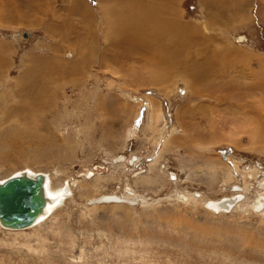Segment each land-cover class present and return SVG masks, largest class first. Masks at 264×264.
<instances>
[{"label":"rangeland","instance_id":"1","mask_svg":"<svg viewBox=\"0 0 264 264\" xmlns=\"http://www.w3.org/2000/svg\"><path fill=\"white\" fill-rule=\"evenodd\" d=\"M120 1L0 0V180L27 169L46 173L53 189L71 186L35 226L0 225V264H264V215L245 208L260 193L248 174L264 173L245 129L264 119V0L175 1L200 43L191 61L225 57L215 76L229 89L215 95L178 75L148 84L167 62L114 45ZM77 2L86 17L71 14ZM156 103L164 119L154 134ZM247 181L248 193L233 190ZM126 186L148 203L90 200L127 197ZM187 192L200 202L179 200ZM236 194L241 208L204 205Z\"/></svg>","mask_w":264,"mask_h":264},{"label":"bare ground","instance_id":"2","mask_svg":"<svg viewBox=\"0 0 264 264\" xmlns=\"http://www.w3.org/2000/svg\"><path fill=\"white\" fill-rule=\"evenodd\" d=\"M175 1L176 0H126V2L120 1V2H124L125 6L122 8L116 9V10L114 9L113 14H112L114 16V20L112 22H110V23H112V28L117 29L119 27V29L122 30V32L120 31L121 33H119L118 38L115 35L116 33H114V36H115L114 37V39H115L114 45L116 44L119 47V50L123 49V51H125V53L127 52V55H129V57H131L130 56L131 50L133 52H135V51L137 52L139 50H142L141 52L139 51L142 54L145 52L149 53V51L151 49V51H150L151 57L159 59L160 61H164L165 63L167 62L166 72H162L160 69V73H159V75H157L158 76L157 78L155 76L149 77V75H147L148 80H146V81L148 84L154 83V84L162 85L163 83L165 84L166 82H168L166 80H168L169 76L178 75L180 78H183L185 81H187L190 88L198 85L204 91H206V93H209L208 95H213V94L215 95L221 89H229L228 84L226 83L227 80L225 77H223L221 79L224 81H217L216 78L218 76L217 75L215 76V73L219 74L220 71L225 70L224 64L226 63V60H225V57L223 56L222 52H220V53L219 52H212V54L210 56H208L207 62H208V64H210L209 66L207 65V62H205L206 60L191 61V56H193L195 54L194 50L196 49V47L198 45H200V43L198 40L195 41V43L192 42L191 36H192V33H194L193 28H191L192 26L191 27H188L186 25L184 26V23L182 24L180 12L177 8V4L175 3ZM77 5H79L78 2L76 5H74L73 11L71 14L72 15L73 14L83 15L84 17H86L87 11H82L80 9V6H77ZM85 14H86V16H85ZM116 16H117V19L115 20ZM123 16L129 17L128 20L129 19L130 20H129L128 24L120 23V20H122L121 17H123ZM116 23H118V24L116 25ZM84 25L87 26L86 24H84ZM89 25H90V28L93 27L90 22H89ZM83 38H84L83 40L85 41L84 43L87 46H89L91 44V43L89 44V38H87L85 35H83ZM244 38L245 37H240V39H242V40ZM196 39H197V37H196ZM119 40L121 42H119ZM109 44H110V42H109ZM118 44H121V45H118ZM129 50H130V54H129ZM120 53L124 58L126 57L122 51H120L119 54ZM137 53L135 55H138ZM87 54H89V53H87ZM131 55L134 56L133 54H131ZM208 55H209V53H208ZM205 57H207V56H205ZM142 59H143V57H142ZM144 59H145V57H144ZM262 60L263 61L261 62V65L264 69V59H262ZM40 64H41V62H40ZM37 66L41 69L44 65H37ZM257 71H259V70H257ZM226 74H227V72H226ZM257 75H259V74H257ZM220 77H221V75H220ZM261 78H263V77H261ZM144 80H145V78H144ZM261 80H263V79H261ZM155 105H156L155 106L156 109H154L155 113L151 112V113H154L153 114L154 116H153V118L151 117L152 121L149 122V125H148L150 127V130L152 129L151 133H154V134L157 132L156 130L158 129V124L161 122V119L163 118L162 114H161V108L157 106L158 105L157 103ZM259 106H260L259 112H261V111L264 112V98L260 99ZM137 107H136V109H138ZM151 107H150V109H151ZM151 110L153 111V109H151ZM184 113H185V111H184ZM137 114H139V113H137ZM180 117L183 120L185 119L184 114H182ZM259 117H260V115H259ZM260 119L263 121V123H260V121L258 119V121H257V123H255V125H252V127H250L251 125L249 126V124H248L247 127H245V129H246V132L250 134V136L253 140V144H257L258 149L264 152V127H263L264 126V119L262 117ZM162 129H163V127H162ZM146 130H148V129H146ZM163 131L164 130H162L161 133H163ZM165 132H164V134H165ZM239 134L240 133H238L237 131H233V132L231 131L227 135H229L230 137H233V136H237ZM174 139L175 138L170 140V145H168L166 142L165 146L167 147V146H174L175 144L177 145L178 142ZM167 149H168V147H167ZM165 151H166V149H165ZM163 154H164V152H163ZM134 159H136V157H133V159L130 161L132 164H134ZM159 161H160V158L155 159L154 165H156ZM212 165L217 166L215 164H212ZM213 166H211V168H213L214 172H216V168H214ZM257 168H259V167H257ZM90 171L91 170H89L88 173ZM259 171H258V169H252L251 172L248 174V177L250 179L257 177L258 186H256V188H259L258 192H260V193L254 200H251L249 197H247L248 200H246V201L248 202V204H246L245 208H246V210L250 209V211H254V210L258 211L264 215V173L260 174ZM20 172H22V171H20ZM20 172H17L15 174H18ZM33 173H35V172H33ZM97 174H100V173H97ZM171 174H173V176H174V173H171ZM231 174H232V172L229 171L227 177L231 176ZM225 175H227V172L225 173ZM46 176H47V185H46L47 195L49 197H51L52 200L48 202L47 207H46V212L41 217H39L38 221L33 226H35L36 224L47 219L51 215V213L53 212L52 210L54 209V207H56L59 203L62 202V199L61 200L59 199L61 191L63 192L64 198H65L67 196V194L70 193V190H71V186L69 183H66L64 185V187L60 190L53 189L51 183L49 182V177L47 174H46ZM232 178L233 177L231 176L230 179H232ZM0 181H2V180H0ZM77 183L78 182L74 181V179L72 178L71 184L76 186ZM227 183H229V181H227ZM250 187L251 186L248 184V181H247L245 183V185H241V186L235 185L232 188L234 191H239V192L241 191L242 193H248L250 190ZM125 191L127 192V194L129 196L121 197L117 194H104V195L98 196V197L93 198V199L91 198L90 200L92 202H94L98 198H107L108 199L107 201H102L101 203H112V202L113 203H124V202H129V200L148 203V200L145 199L144 196H138L136 190L132 189V187L126 186ZM187 193L188 194L178 195V198H180L179 200H182V201L187 202V203L191 202V201L196 202V203L200 202L199 197L202 196V194H200V192H197V193L187 192ZM134 197H138V200H136L137 198L134 199ZM244 198H245V195L236 194L234 196L221 198L219 200H208L204 203V205L205 206L207 205L206 207H209L212 210L222 212V211H227V209H229V208H234V207H235V209L241 208L242 204L241 203L239 204V202L241 200H243ZM94 203H97V202H94ZM95 205H97V204H95ZM33 226H31V227H33ZM31 227H29V228H31ZM7 229H9V228H7ZM9 230L18 231L16 229H9ZM20 230H24V229H20Z\"/></svg>","mask_w":264,"mask_h":264},{"label":"water","instance_id":"3","mask_svg":"<svg viewBox=\"0 0 264 264\" xmlns=\"http://www.w3.org/2000/svg\"><path fill=\"white\" fill-rule=\"evenodd\" d=\"M47 176L43 172L23 170L0 181V224L9 229L33 226L45 212L51 197L46 190ZM107 198H98L101 203Z\"/></svg>","mask_w":264,"mask_h":264}]
</instances>
